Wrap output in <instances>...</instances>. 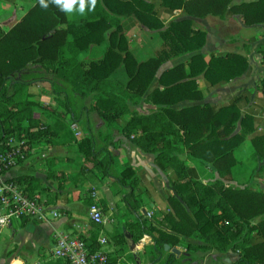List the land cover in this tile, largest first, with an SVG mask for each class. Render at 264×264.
<instances>
[{
  "label": "trees",
  "instance_id": "obj_1",
  "mask_svg": "<svg viewBox=\"0 0 264 264\" xmlns=\"http://www.w3.org/2000/svg\"><path fill=\"white\" fill-rule=\"evenodd\" d=\"M231 1L161 0V3L172 9L182 8L190 16L221 15L232 10L241 12L247 24L264 22V0H243L235 4ZM45 2L47 7L40 0H34V5L18 23L6 32L0 31V151L5 149L9 137L25 139L28 150L51 142L71 132L70 124L80 121L84 112H95L107 130L84 136L78 143L79 149L93 169L114 177L122 188H129L122 198L133 219L124 226L134 241L151 237L152 243L143 249L149 264H189L182 256L176 257L175 253L164 250L165 244L178 246L184 240L180 235L201 241V244L187 242V249L238 251L237 259L231 264H264V190L256 191L248 185H234L222 179L201 181L179 156L185 150L189 159L210 163L227 179L235 163L233 150L243 139L240 134H231L236 123L245 125L248 117H241L234 104L218 109L206 103L171 107L181 100L202 98L195 79L200 73L211 85L224 84L243 74L248 67L246 56L230 52L205 61L200 53H195L187 68L179 63L162 71L159 87L147 92L164 61L197 51L204 45L205 30L194 27L190 18L171 21L160 31L165 47L139 62L129 50L118 20L114 24L108 11L133 14L149 29H160L163 23L153 10L151 0H96L92 10L86 3L83 13L75 12V5L72 18L52 0ZM113 24L115 29L109 33L104 55L82 61L79 54L90 42H102L104 32ZM68 34L72 36L70 40L66 39ZM260 52L264 60V48ZM38 81L50 86L57 106H46L34 99L33 87ZM261 87L264 91V78ZM88 93H92L90 104L78 108L76 97ZM142 99L156 107L148 113L131 111L129 103ZM128 114L123 124L117 123ZM114 130L142 151L154 153L161 169L172 171L169 179L174 194L167 197L172 212H159L153 219L142 213L141 198L134 189L139 181L134 168L125 164L119 173L113 172L119 142ZM177 137L183 147L176 145ZM252 142L259 151L264 147V136L253 138ZM63 175L52 166L46 172L47 179L57 181L58 189L64 186ZM7 179L15 181L29 196L38 195L47 202L53 198L49 187L35 175ZM87 198L84 202L92 204L91 197ZM257 216H261L260 220L252 224L251 220ZM91 223L89 234L81 235L88 247L95 250L104 228ZM253 231L260 239L248 243ZM106 234L107 240L123 238L120 225Z\"/></svg>",
  "mask_w": 264,
  "mask_h": 264
},
{
  "label": "crops",
  "instance_id": "obj_2",
  "mask_svg": "<svg viewBox=\"0 0 264 264\" xmlns=\"http://www.w3.org/2000/svg\"><path fill=\"white\" fill-rule=\"evenodd\" d=\"M151 1L154 4L153 10L163 23V27L160 29H149L141 24L133 14L118 15L108 11L114 20V24L115 20H118L128 48L139 62L155 56L165 47L160 31L164 30L171 21L190 18L193 20L194 27L205 30L206 36L205 43L199 50L184 53L164 61L151 81L147 92L159 87V76L162 71L179 63H184L187 68L191 55L195 53H200L203 59L208 61L211 56L233 52L245 55L248 61V67L243 74L224 84L211 85L204 78L203 73L198 74L195 79L197 88L202 93V98L198 100H181L171 106L178 109L206 103L213 109H218L221 106L234 104L240 110L241 117L244 115L248 117L245 125H241L238 121L231 134H240L243 139L233 150L235 163L228 173V178L221 177L210 163H200L189 159L185 150L180 152L179 156L186 160L190 171L198 176L201 181L211 182L222 179L224 182L234 185H248L256 191L264 190V147L261 146L258 151L252 142L253 138L264 136V91L261 87V80L264 78V60L260 52V49L264 48V22L247 24L241 12L232 10H228L221 15L190 16L182 8L172 9L162 4L161 0ZM241 1L243 0H232L231 4ZM33 5L34 0H0V31L6 32L11 29ZM78 9L79 6L76 5L75 12L79 13ZM73 12L74 10L67 12L69 18H72ZM114 24L104 32L105 39L102 42H90L87 48L79 54L82 61L89 62L104 55L109 45V33L115 29ZM71 38V34H68L66 39L70 40ZM33 91L35 93L34 99L36 95L42 96L45 91H49L53 95L50 86L42 81L35 83ZM90 94L92 95V93ZM155 107L156 105L143 99L135 104L129 103L131 111L141 113H148ZM129 116L128 114L118 119L117 123L123 124ZM114 134L116 138H119V142H117L116 166L113 172L115 174L119 173L125 164H130L134 168L139 179L134 189L141 198L142 213L147 216V212H150V216L147 217L151 219L152 217L155 218L159 212H172L167 200L168 195L174 194L169 179L172 171L168 168L161 169L155 160L154 153L142 151L133 145L129 139L120 136L117 130H114ZM65 135L67 134L64 133L51 142L41 143L33 148L28 159L19 164L24 165V170L11 172L10 168L4 173V178H12L23 174H32L39 177L49 187L50 197L54 198H51V202L48 203L59 209L62 216L50 221H36L30 218L14 220L0 234V264H69L67 261L54 258L51 255L50 249L56 232L69 231L85 236L89 234L86 228L87 223L81 220L83 217L81 213L84 210H77L80 202L85 204L86 213L88 212V206L84 199L78 194L76 197L78 201H74L73 195L68 190L57 188L56 180L46 178V172L50 166L54 170H62L59 165L66 158L67 146L62 141ZM242 143H248L250 146L251 158L254 163L249 167L244 164L241 158L236 156V151ZM176 145L183 147L180 137H177ZM109 149L112 150V147L109 146ZM91 185L93 186L91 193H94L92 198L100 206L102 205V208L104 206V213L113 219V222L109 224L111 226L109 228L107 226L109 232L119 225L122 227L123 232L122 240L120 238L118 241L107 240L106 245L102 247L103 250L115 260H121L125 264H149L143 249L152 243L151 237L144 236L139 241H134L131 233L124 226L125 223L133 219V215L127 213L122 198L124 191L128 192L129 188H122L114 177L104 175L93 180ZM260 217L253 218L251 223L258 222ZM158 220L159 218L156 221ZM180 237L184 240L178 246H174L180 250V254L175 255L176 257L182 256L183 260L189 264H208L210 257L212 259L219 257L218 261L221 264H231L237 259L238 251H218L213 248L187 249V242L201 244V241L196 237L181 235ZM248 237V243L260 239L259 234L255 231L251 232ZM165 245L164 250L170 251V249H165ZM168 246L172 248L170 245Z\"/></svg>",
  "mask_w": 264,
  "mask_h": 264
},
{
  "label": "built area",
  "instance_id": "obj_3",
  "mask_svg": "<svg viewBox=\"0 0 264 264\" xmlns=\"http://www.w3.org/2000/svg\"><path fill=\"white\" fill-rule=\"evenodd\" d=\"M69 128L76 138L81 135L77 122H72ZM30 151L25 139L15 137H9L5 149L0 151V234L14 220L30 218L36 221H50L62 216L59 209L50 205L45 198L38 195L29 196L15 181L3 177L10 168L25 162ZM90 196H94V193ZM88 212L91 222L103 228L113 222L97 201L89 205ZM147 216H150V212H147ZM97 243L99 247L91 250L81 234L60 231L55 234L50 252L54 258L69 264H125L121 260H112L103 250L102 247L107 243L105 235L100 233Z\"/></svg>",
  "mask_w": 264,
  "mask_h": 264
},
{
  "label": "rangeland",
  "instance_id": "obj_4",
  "mask_svg": "<svg viewBox=\"0 0 264 264\" xmlns=\"http://www.w3.org/2000/svg\"><path fill=\"white\" fill-rule=\"evenodd\" d=\"M41 104L46 106H57V103L53 100V95L51 92L45 91L42 96H35ZM91 102V94H87L84 97L77 96L76 103L77 106L88 105ZM81 135L76 138L71 132H68L67 135L63 136L62 141L66 144V158L61 161L60 168L62 169V173L64 174L62 177L64 178V187L61 188L62 190H68L73 195V200L78 201L76 199L77 195L79 194L83 199H88L87 197L90 196L91 192L93 191V186L91 183L93 180H96L98 177L102 176V174L96 169L92 168V163L87 162L82 152L79 149V141L87 135L94 134L98 135L100 132H105L107 130V126L105 122L95 113V112H84L80 121L77 122ZM118 135V134H117ZM100 141V140H98ZM33 149H31L30 154ZM38 152V151H37ZM40 152V151H39ZM42 152V151H41ZM40 152V153H41ZM236 156L243 160L246 166H251L254 162L251 158V151L250 146L247 143H242L239 149L236 151ZM24 165H18L11 168V172L15 170L22 171L24 170ZM23 167V168H21ZM22 169V170H21ZM117 171V170H116ZM86 174V175H85ZM85 175V176H84ZM126 192V191H124ZM124 194V193H123ZM87 196V197H86ZM91 197V196H90ZM91 203L94 202V199L91 197ZM79 208L77 210H84L81 215L83 216L81 220L87 223L86 228L88 231L92 228V223L89 218V212L86 213V206L83 203L79 202ZM89 207V205H87ZM102 206V205H101ZM103 208H105L103 206ZM102 208V209H103ZM108 228L111 225H107ZM107 226L103 229L102 233L107 237L106 232L109 231ZM220 258L217 257L216 259H212L210 257L209 263L211 264H221L218 260Z\"/></svg>",
  "mask_w": 264,
  "mask_h": 264
},
{
  "label": "clouds",
  "instance_id": "obj_5",
  "mask_svg": "<svg viewBox=\"0 0 264 264\" xmlns=\"http://www.w3.org/2000/svg\"><path fill=\"white\" fill-rule=\"evenodd\" d=\"M52 3L59 6L61 10L71 12L75 5H79V11L83 13L86 3L91 5L90 10L95 7L96 0H52ZM43 7H47L45 0H40Z\"/></svg>",
  "mask_w": 264,
  "mask_h": 264
},
{
  "label": "water",
  "instance_id": "obj_6",
  "mask_svg": "<svg viewBox=\"0 0 264 264\" xmlns=\"http://www.w3.org/2000/svg\"><path fill=\"white\" fill-rule=\"evenodd\" d=\"M165 249H170V252L175 253L176 255L180 254V250L176 247L169 248L168 245H165Z\"/></svg>",
  "mask_w": 264,
  "mask_h": 264
}]
</instances>
